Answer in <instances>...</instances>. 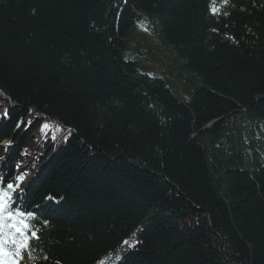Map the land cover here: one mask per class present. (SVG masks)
Segmentation results:
<instances>
[{
  "label": "trees",
  "instance_id": "16d2710c",
  "mask_svg": "<svg viewBox=\"0 0 264 264\" xmlns=\"http://www.w3.org/2000/svg\"><path fill=\"white\" fill-rule=\"evenodd\" d=\"M210 3L0 0V177L42 230L23 264H264V0ZM142 16L181 93L124 57Z\"/></svg>",
  "mask_w": 264,
  "mask_h": 264
},
{
  "label": "snow or ice",
  "instance_id": "6c2138e0",
  "mask_svg": "<svg viewBox=\"0 0 264 264\" xmlns=\"http://www.w3.org/2000/svg\"><path fill=\"white\" fill-rule=\"evenodd\" d=\"M127 3V0H124ZM229 4V0H211L209 11L212 15L221 14V8ZM227 16L228 12L224 11ZM216 31V29H213ZM5 115L7 112L5 111ZM49 127L48 124L42 125V131ZM24 179L23 175H18L15 182H5L4 177H0V264H23L24 254L33 246L34 241L41 239V231L34 229L29 220L38 219L37 215L31 211L25 212L15 207L16 199L14 194L20 187V182ZM54 195L46 196L45 199L53 200ZM39 207V206H37ZM48 225V221H43ZM135 235V234H133ZM136 241H123L129 248L136 246ZM48 259L47 256L44 257ZM56 264H60L56 261Z\"/></svg>",
  "mask_w": 264,
  "mask_h": 264
},
{
  "label": "rangeland",
  "instance_id": "374dc122",
  "mask_svg": "<svg viewBox=\"0 0 264 264\" xmlns=\"http://www.w3.org/2000/svg\"><path fill=\"white\" fill-rule=\"evenodd\" d=\"M156 25L152 22L151 16H142L130 29L127 41V49L124 51V57L137 60V66L140 70L162 76L165 79L173 81L177 92L181 93L183 82H186L190 73H182L178 76V61L168 44L159 40ZM196 84V83H194ZM198 85V83H197ZM254 135L262 133L264 123L259 117H251ZM264 163V161H260Z\"/></svg>",
  "mask_w": 264,
  "mask_h": 264
},
{
  "label": "bare ground",
  "instance_id": "6f19581e",
  "mask_svg": "<svg viewBox=\"0 0 264 264\" xmlns=\"http://www.w3.org/2000/svg\"><path fill=\"white\" fill-rule=\"evenodd\" d=\"M0 90H1V89H0ZM1 92H2V91H1ZM35 175H36V176H35ZM35 175H34V178L36 179V177H37V174H35Z\"/></svg>",
  "mask_w": 264,
  "mask_h": 264
}]
</instances>
